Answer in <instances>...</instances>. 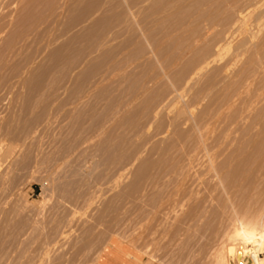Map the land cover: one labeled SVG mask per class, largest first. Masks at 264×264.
I'll return each instance as SVG.
<instances>
[{"label": "rangeland", "instance_id": "1", "mask_svg": "<svg viewBox=\"0 0 264 264\" xmlns=\"http://www.w3.org/2000/svg\"><path fill=\"white\" fill-rule=\"evenodd\" d=\"M112 242L264 264V0H0V264Z\"/></svg>", "mask_w": 264, "mask_h": 264}, {"label": "crops", "instance_id": "2", "mask_svg": "<svg viewBox=\"0 0 264 264\" xmlns=\"http://www.w3.org/2000/svg\"><path fill=\"white\" fill-rule=\"evenodd\" d=\"M117 252L121 253V251L117 249V242L108 244L101 251L97 264H138L135 259H126L122 253V260H117Z\"/></svg>", "mask_w": 264, "mask_h": 264}, {"label": "bare ground", "instance_id": "3", "mask_svg": "<svg viewBox=\"0 0 264 264\" xmlns=\"http://www.w3.org/2000/svg\"><path fill=\"white\" fill-rule=\"evenodd\" d=\"M242 230V232H241V239L243 240V242L242 243H246V241L248 242V240H252V239H255L256 237L255 236H258V235H256V233L255 232H253V230L252 229H248V228H243V229H241ZM256 231V230H255ZM260 235V234H259ZM261 236V235H260ZM259 236V237H260ZM255 237V238H254ZM261 237H263V236H261ZM260 237V238H261ZM240 239V238H239ZM238 239V240H239ZM240 239V240H241ZM249 243V242H248ZM229 244V243H228ZM233 244V243H232ZM244 247H245V245H244ZM231 250V249H230ZM243 250V249H242ZM258 251H259V249H256V250H252L251 252H250V255H252V257H253V259H254V262H255V264H259V257H258ZM226 256V255H225ZM244 256V255H243ZM239 259V255H238V258H237V260ZM252 259V260H253ZM218 260V259H217ZM218 262H220V261H218ZM234 262V261H233ZM238 262V261H237ZM221 264H231L230 262H229V259L226 257H224L223 259H222V262H221ZM234 264H236V262H234Z\"/></svg>", "mask_w": 264, "mask_h": 264}]
</instances>
